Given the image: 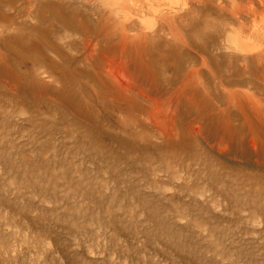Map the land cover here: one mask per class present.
Returning a JSON list of instances; mask_svg holds the SVG:
<instances>
[{
  "label": "rangeland",
  "instance_id": "rangeland-1",
  "mask_svg": "<svg viewBox=\"0 0 264 264\" xmlns=\"http://www.w3.org/2000/svg\"><path fill=\"white\" fill-rule=\"evenodd\" d=\"M101 9L0 0V264H264V85L229 49L264 51V0H151L117 105Z\"/></svg>",
  "mask_w": 264,
  "mask_h": 264
},
{
  "label": "bare ground",
  "instance_id": "bare-ground-1",
  "mask_svg": "<svg viewBox=\"0 0 264 264\" xmlns=\"http://www.w3.org/2000/svg\"><path fill=\"white\" fill-rule=\"evenodd\" d=\"M92 1H95V0H92ZM155 1H160L162 3H166V2H169L170 3L173 0H155ZM194 1H196L198 3L201 2V0H194ZM96 2H98V4L102 7L103 10H107L108 13L112 16L113 22H114V28L112 29V31L110 32V34L108 33V35H106L103 32H100V33H98V32L93 33L92 32V33H90V31H88L86 28L83 27L82 30H81L83 32L82 35L84 37L83 47L85 48L86 54H87V52L89 53V55L87 56V58L89 60H92V59L97 58V60L99 61L100 66L102 68L101 69L102 72L108 78H110L111 80H113L115 82L114 83L115 84V86H114V94L112 95V97H113V103H115L117 105L118 104V98L122 97L121 96V93L123 94L125 91H129L130 93H135V87L133 85H130L131 79L129 77H132V75L129 74V72H128V74H126L127 71H126V67L125 66H126V60L128 58L127 57V53H128L127 52V47H131V44L133 45L134 39H137L138 36H130L129 33L130 32H133L134 29H135V27H136V25H137V23H136V17H138V13H144V10L146 8L149 11H151V0H145L146 4L148 5V7H146V8H145V6H143V5H137L134 2L128 3V2L119 1V0H116V1H113V0H96ZM7 5H8V3H7ZM21 5H23V3L20 4L19 8L22 7ZM25 7H26V5H25ZM19 8H16V9H19ZM11 11H14V9L12 7H8L7 6V11L5 12L6 14L3 17V18L6 19V22H8L9 24L12 23V21H11V15H9V12H11ZM56 14H57V12H56ZM62 14H64V13L62 12ZM77 20H79V19H77ZM108 20H110V19H108ZM78 23H80V22H78ZM95 23H96L97 27L98 26H101L102 27V25H103V15H101L100 12L97 13V19L95 20ZM173 23H174V19L173 18H171L170 20L163 21L162 31L166 32L167 30H166V27L165 26L167 24H173ZM9 24H7L8 27H9ZM66 25H67V23H66ZM75 25H77V24H75ZM86 30H87V32H86ZM256 36L260 37V39H261V37H264V33L258 32V33H256ZM142 37L143 38H146L145 35H142ZM81 38H82V36H81ZM108 38L109 39L115 38V43H114L113 46H111V45H110V47H107L106 46L108 44L107 43V40H109ZM238 39L239 38H236V40H238ZM234 43L235 42H232L231 41V45L232 44L234 45ZM111 44H113V43H111ZM102 46H103V48L102 49H99L100 50L99 51L97 47H102ZM229 49L232 50L233 52H235V54L238 55V57L240 58V60L243 61V62H246V63H253L254 61H257V63L260 62V63H258L259 64L258 66H260V67L258 68L257 65H256V67L259 69L258 70L259 71L258 73L261 75L260 81L264 85V51H261L259 49H257V50H251V49H249L247 43H241V44H238V45H234V47H229ZM30 58H32V57H30ZM35 58H37V56H35ZM242 66H243V63H242ZM124 79H127V81L129 83L128 84H125L124 83ZM6 85H5V87H6ZM8 88L10 89L11 87H8ZM52 100H53V102L58 101V100H55V99H52ZM20 101H21V99H20ZM58 102H60L59 104L61 106L63 104H65V105H68L71 109H74L75 108V106L72 107L74 104L71 105V103L68 102L66 99H62V100H60ZM75 109H77V108H75ZM76 113L77 114H80L79 112H76ZM81 118L82 119L84 118L83 121L85 123H87L86 122L87 119H85V116H82ZM34 130H35V133H37V134H42L41 132H43V130L40 129V128H37V129H34ZM257 156L259 158H261L262 161H264V155L258 153Z\"/></svg>",
  "mask_w": 264,
  "mask_h": 264
}]
</instances>
